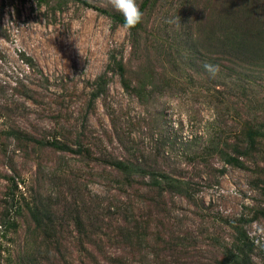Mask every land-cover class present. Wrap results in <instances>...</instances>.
<instances>
[{
  "label": "rangeland",
  "instance_id": "obj_1",
  "mask_svg": "<svg viewBox=\"0 0 264 264\" xmlns=\"http://www.w3.org/2000/svg\"><path fill=\"white\" fill-rule=\"evenodd\" d=\"M88 1L115 11L107 0ZM171 1L162 4L168 8ZM137 3L140 6L142 0ZM193 4L189 0L188 5ZM160 15L150 18L149 25L164 22ZM130 51L129 29L81 3L0 0V207L8 192L5 177L10 175L28 200H37L64 217L69 237L78 234L70 220L74 215L68 214L71 210L87 224L107 217L98 226L107 234L101 237L109 257L153 264L162 249L161 238L168 235L179 236L188 246L178 262L213 264L222 257L216 241H230L233 236L228 222L264 203L254 186L258 174L225 164L217 156L203 160L196 154L209 146L216 131L223 130L227 136L236 130L242 117L255 113L259 121L264 120V80L247 93V99H254L253 104L245 100L251 114L240 104L238 111L231 107L237 101L231 95L230 104L217 101L199 80L195 86L157 90L142 103L125 91L111 64L115 54L133 59ZM154 51L133 62L137 60L143 70L152 63L160 65ZM25 56L36 66H29ZM103 74H107V91L94 98L95 82ZM18 128L37 139L68 138L74 149L81 142L89 151L66 153L32 144L26 148L9 134ZM105 158L146 163L187 180L194 199L167 194L156 207L158 197L131 183ZM12 160L16 171L9 166ZM115 215L128 217L130 224L134 219L149 220V240L115 243V218L108 220ZM23 221L19 234L10 235L15 242L3 240L13 253L24 238ZM247 229L264 256V218ZM62 249L67 258L81 264L77 247L65 244Z\"/></svg>",
  "mask_w": 264,
  "mask_h": 264
},
{
  "label": "trees",
  "instance_id": "obj_2",
  "mask_svg": "<svg viewBox=\"0 0 264 264\" xmlns=\"http://www.w3.org/2000/svg\"><path fill=\"white\" fill-rule=\"evenodd\" d=\"M67 1L81 3L110 17L115 24L124 26V18L119 12L88 0ZM192 1L194 4L189 6V0H172L167 8L162 4L163 0H142V22L129 30V55L134 58L130 60L116 54L111 57V64L120 75L123 88L140 102L146 103L157 90L182 84L195 86L196 80H199L201 88L206 83L205 89L217 101L230 104L231 95L237 99L230 104L231 107L238 111L240 104L251 114L253 110L245 100L253 104L254 99H247V93L255 86L261 87L260 81L264 80V0ZM150 9L153 12L149 14ZM155 12L161 13L165 21L150 26L149 19L156 18ZM150 49H155L154 52L159 55L157 62L160 65L152 63L143 70L136 64L137 60L133 61L139 56L148 57ZM25 61L31 67L36 66L31 57L25 56ZM205 64L218 66L219 71L213 76L205 70ZM95 85L93 97L98 98L107 91V74L101 75ZM229 90L234 92L230 93ZM251 115L254 116L242 117L237 129L230 130L227 136L223 130L216 131L209 140V146L197 153L196 157L207 160L217 156L225 164L258 174L254 186L260 191L264 203V120L259 121L255 113ZM9 134L25 147L32 144L80 154L89 151L81 142L74 149L68 138L37 139L20 128L12 129ZM12 161L9 166L16 171ZM103 161L131 183L146 187L147 194L158 197L154 201L156 207L163 204L167 194L182 195L189 201L194 199L189 181L154 166L129 159L105 158ZM5 179L9 185L0 207V264H76L72 257L67 258L63 252L65 244L77 247L83 257L79 262L81 264H104V261L130 264L128 259L109 257L105 251V240L101 236L106 233L103 226L98 225L104 224L107 217H98L97 222L87 224L83 217L71 210L68 214L74 215L70 216V220L72 217L78 234L69 237L65 235L64 217H57L54 210L39 205L37 200H28L19 190L15 177L8 175ZM252 210L250 214L228 222L233 236L230 241H216L222 249V257L213 264H264V256L259 255L260 247L247 229L264 218V205ZM112 218H115V243L132 244L149 240L152 228L149 220L134 219L130 224L126 216L115 215L108 220ZM21 219L26 230L22 242L13 253L6 249L3 240L15 242L10 235L19 234ZM161 246V252L153 264H182L176 259L185 255L188 248L183 239L167 235L161 238Z\"/></svg>",
  "mask_w": 264,
  "mask_h": 264
},
{
  "label": "clouds",
  "instance_id": "obj_3",
  "mask_svg": "<svg viewBox=\"0 0 264 264\" xmlns=\"http://www.w3.org/2000/svg\"><path fill=\"white\" fill-rule=\"evenodd\" d=\"M107 2L115 11L123 16L125 28L130 30L142 22L143 12L137 0H107ZM204 68L213 76L219 71L218 66L211 64H205Z\"/></svg>",
  "mask_w": 264,
  "mask_h": 264
}]
</instances>
